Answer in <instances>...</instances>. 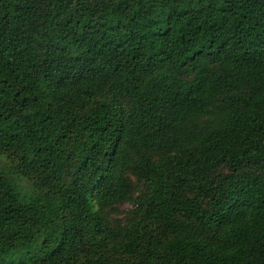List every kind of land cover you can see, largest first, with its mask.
I'll return each instance as SVG.
<instances>
[{
    "label": "trees",
    "instance_id": "16d2710c",
    "mask_svg": "<svg viewBox=\"0 0 264 264\" xmlns=\"http://www.w3.org/2000/svg\"><path fill=\"white\" fill-rule=\"evenodd\" d=\"M0 264H264V0H0Z\"/></svg>",
    "mask_w": 264,
    "mask_h": 264
}]
</instances>
